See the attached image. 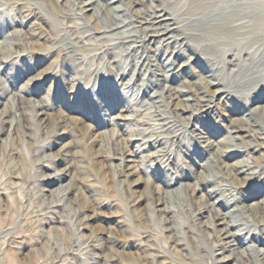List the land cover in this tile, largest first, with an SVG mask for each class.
Listing matches in <instances>:
<instances>
[{
    "label": "rangeland",
    "instance_id": "obj_1",
    "mask_svg": "<svg viewBox=\"0 0 264 264\" xmlns=\"http://www.w3.org/2000/svg\"><path fill=\"white\" fill-rule=\"evenodd\" d=\"M90 11L83 15L79 0H0V79L9 85L0 98V112L6 110L0 123V258L20 257L14 248L20 241V252L32 254L28 264H219L213 263L219 253L229 252L216 228L200 226L211 218L201 207L203 191L191 194L184 185L200 171L197 140L204 138L199 137H226L230 118L247 117L250 108L263 104L245 98L264 88V80L192 119L175 110L163 85L197 82L200 72L208 74L206 63L179 69L186 59L173 64L151 52L146 59L133 51L118 54L109 36L115 28H106L101 12L95 18ZM245 11L244 20L260 21ZM136 24L129 28L141 38L145 31ZM6 40L15 45L6 46ZM169 71L174 75L163 79ZM154 92L157 96H148ZM14 95L23 97L22 110L6 102ZM258 129L244 139L263 136ZM125 153L126 167L136 169L130 176L123 169ZM254 155L264 166V149ZM137 178L141 183L134 184ZM224 183L234 185L231 178ZM50 189L66 191L60 198ZM168 190L178 191L177 197L166 198ZM165 208L173 211L170 222ZM244 216L248 228L258 230V214ZM173 228L183 240L180 246L171 238ZM260 233L264 238V229Z\"/></svg>",
    "mask_w": 264,
    "mask_h": 264
},
{
    "label": "bare ground",
    "instance_id": "obj_2",
    "mask_svg": "<svg viewBox=\"0 0 264 264\" xmlns=\"http://www.w3.org/2000/svg\"><path fill=\"white\" fill-rule=\"evenodd\" d=\"M79 1L83 15H87L86 12L92 10L96 13L95 18H97V14L101 12L105 19L103 24L106 28H115L109 36L110 38L113 37V42L118 45V54L130 55V52L133 51L135 57L139 54L138 57L143 56L145 58L151 52V56H159L164 59L167 57V61L173 64L186 59L187 61L181 62L178 66L179 69L186 68L187 64L192 65L197 61L206 63L209 70L208 74L205 75L204 72H200L197 75V82L192 83L188 80L187 85L185 84L183 87L163 85V89L166 90L176 108L175 110L189 112L192 119L201 112L212 111L221 98L229 95L236 97V91H239L240 88H245L251 82L264 80L263 0H126V3H123L124 0ZM143 4H145L144 9H137L136 6ZM171 5L173 7H170ZM247 9L253 11L252 15L255 14L256 16L258 14L261 16L260 21L256 19L258 22L254 20L249 23L244 20L245 15L243 16V14L244 12L247 13L245 11ZM94 16V13H91L89 19L94 18ZM107 19L109 23H106ZM133 23L143 27L141 28L145 31V35H141L143 37H137L136 30L133 31L129 28V25ZM103 33L105 32L103 31ZM4 44L12 48L15 42L6 40ZM246 62H249V66ZM143 63L145 62L143 61ZM171 71L163 79L171 78L174 75ZM7 82L8 80L2 81L0 79V98L5 95L9 88ZM155 92L148 94V96H157ZM205 92H208L210 98L205 97ZM247 98L249 99L245 98L246 103L263 102V104L250 108L247 117L230 118L227 136L220 138L219 141L210 140V137L207 136L199 137L204 138L203 141L200 140L202 143L197 140V145L200 147V153L197 156L201 161L199 163L200 171L195 173L193 183L184 185L185 189L189 190L191 194L203 191L200 198V201L203 199V206L201 205V207L209 212L211 220L208 219L200 226L208 228L212 225L213 229L216 228L221 237L220 239L223 241L221 242L224 245L223 250L229 252L228 255H223L221 251L219 253L221 257L217 261L214 260L213 263L230 264L233 260L232 264H247L250 261H264V238L260 235V232L264 229V182L257 181L264 178V166L261 163L262 159L258 160V157L254 155L259 150L264 149V88L254 90L252 96ZM23 100L22 96L14 95L8 98L6 102L9 103L11 108L22 110ZM243 106L246 107L245 103ZM33 108V114L37 116L36 105H33ZM5 115L6 110L0 112V123H4L3 117ZM23 115L24 113L21 111L19 116ZM171 124L174 125L175 123ZM194 126V131L199 130L196 125ZM256 127L262 131L260 134L263 136H256L253 141L245 140L244 138L248 136V133L253 132ZM2 130L0 128V132ZM199 131V133H202L201 130ZM191 138L195 139L196 133H193ZM177 139L182 142L190 141L182 135H178ZM128 140L132 141V139ZM8 141L5 139L2 143L7 145ZM242 154L244 155L242 158L236 159ZM127 155L130 154L125 153L123 169H125L126 176H130L136 172V169L133 170L130 165L126 167ZM228 178H231L234 184L231 188L226 187L227 184L224 183ZM138 183H141V181L137 178V180H134V184ZM145 183L148 182L145 181ZM204 185H208L210 188L204 191ZM243 190L248 191V196L243 195ZM64 191L66 190L50 189L48 192L50 194L56 193L57 196H64ZM164 194L166 198L177 197L178 191L168 190ZM258 196L261 198L254 201ZM210 199H213V201L209 202ZM159 200V198L156 200L158 205ZM242 200H253L254 202L233 206L232 209L229 208ZM228 208L229 211L222 212V209ZM246 212L251 215L258 214L256 218L259 225L256 228L258 230L253 231L248 228L250 225L246 222L244 216ZM163 213L167 214V219H165L167 222L173 219L171 208L163 209ZM176 228L180 229V225ZM176 228L169 231L173 242L180 246L183 240L177 238L179 230ZM185 234L187 236V232ZM180 240L182 242H179ZM19 242L15 241L17 244L13 247L17 249L20 257L12 258L3 254L0 258V264L29 263V257L32 254L30 252H20L22 246H18ZM197 262L196 264H199ZM211 262L210 264H212Z\"/></svg>",
    "mask_w": 264,
    "mask_h": 264
}]
</instances>
